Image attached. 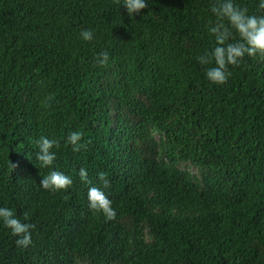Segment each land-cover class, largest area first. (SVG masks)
<instances>
[{"label": "trees", "instance_id": "1", "mask_svg": "<svg viewBox=\"0 0 264 264\" xmlns=\"http://www.w3.org/2000/svg\"><path fill=\"white\" fill-rule=\"evenodd\" d=\"M146 2L129 17L116 0H0V207L35 224L23 249L0 222V264H264V58L213 84L196 57L214 0ZM42 136L60 144L51 169ZM80 168L97 187L106 173L115 221L89 210ZM52 170L73 186L44 190Z\"/></svg>", "mask_w": 264, "mask_h": 264}, {"label": "clouds", "instance_id": "2", "mask_svg": "<svg viewBox=\"0 0 264 264\" xmlns=\"http://www.w3.org/2000/svg\"><path fill=\"white\" fill-rule=\"evenodd\" d=\"M116 3L126 8L129 17L139 15L148 7L146 0H123L122 4L120 0H116ZM258 9L264 11V0H260ZM210 11L216 17L208 26L210 35L214 37L215 47L211 51H204L196 59L202 66L214 63L215 66L206 67V78L213 84L224 85L232 75L230 66L239 67L246 56L264 58V15L249 14L248 9L241 7L235 0H214ZM234 33L238 34L239 39H236ZM80 36L86 42L94 39L90 29L82 30ZM108 60L107 52H102L97 57V63L101 67L107 66ZM49 100L51 97L45 98V101ZM82 140L83 133L79 131H73L67 136V144L71 145L74 153L87 147L88 142L82 143ZM36 144L38 147L36 159L40 162V167L53 168L57 158L53 149L60 147L59 142L42 136ZM78 176L81 183L92 185L85 168L79 169ZM98 179L102 182V187L92 185L87 191L89 210L95 214H102L106 221H115L117 212L108 195L102 190L109 187L110 181L104 172L98 173ZM40 186L50 192H66L73 186V179L61 171L52 170L43 176ZM24 218L27 219L26 212ZM0 222L10 230L12 236L18 237L15 241L17 247L26 249L32 244V230L35 229V224L22 222L16 212L8 207H0Z\"/></svg>", "mask_w": 264, "mask_h": 264}]
</instances>
